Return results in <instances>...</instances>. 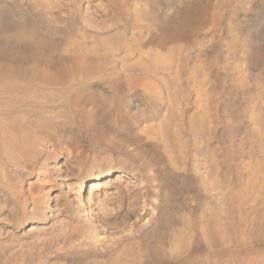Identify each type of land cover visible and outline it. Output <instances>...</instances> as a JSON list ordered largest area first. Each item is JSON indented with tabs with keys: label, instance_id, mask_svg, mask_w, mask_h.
<instances>
[{
	"label": "bare ground",
	"instance_id": "6f19581e",
	"mask_svg": "<svg viewBox=\"0 0 264 264\" xmlns=\"http://www.w3.org/2000/svg\"><path fill=\"white\" fill-rule=\"evenodd\" d=\"M0 264H264V0H0Z\"/></svg>",
	"mask_w": 264,
	"mask_h": 264
},
{
	"label": "rangeland",
	"instance_id": "374dc122",
	"mask_svg": "<svg viewBox=\"0 0 264 264\" xmlns=\"http://www.w3.org/2000/svg\"><path fill=\"white\" fill-rule=\"evenodd\" d=\"M86 151H89L88 153H91V146H89L88 148H87V150ZM45 174V172L43 171V170H40L39 171V174H37L38 175V177H34L35 179L34 180H37L38 178V180H40V181H42L43 179H44V181L46 180V178H45V176H46V174ZM40 175V176H39Z\"/></svg>",
	"mask_w": 264,
	"mask_h": 264
}]
</instances>
